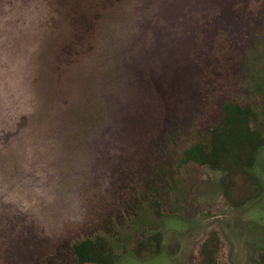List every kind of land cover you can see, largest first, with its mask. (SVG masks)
<instances>
[{
  "label": "rangeland",
  "instance_id": "rangeland-1",
  "mask_svg": "<svg viewBox=\"0 0 264 264\" xmlns=\"http://www.w3.org/2000/svg\"><path fill=\"white\" fill-rule=\"evenodd\" d=\"M261 1L0 0V264H264V145L179 160L264 135Z\"/></svg>",
  "mask_w": 264,
  "mask_h": 264
},
{
  "label": "trees",
  "instance_id": "trees-1",
  "mask_svg": "<svg viewBox=\"0 0 264 264\" xmlns=\"http://www.w3.org/2000/svg\"><path fill=\"white\" fill-rule=\"evenodd\" d=\"M261 3L262 1L259 8L264 11V1ZM219 31L223 34L221 30ZM220 107L223 113L221 121L215 125V128L209 130L208 135H205L202 141H195L182 151V156L179 158L182 163L194 162L214 165L212 162L214 159L230 151L226 150L227 140H231L232 151L238 148H249V154H253L264 145V135L251 123L255 118L251 105H243L235 100H225ZM157 210H159V206L155 204V213L158 212ZM94 245H96L95 240L84 238L73 244L72 249L83 261L91 258L96 260L99 258V254Z\"/></svg>",
  "mask_w": 264,
  "mask_h": 264
}]
</instances>
